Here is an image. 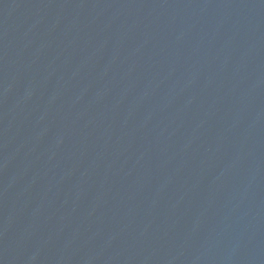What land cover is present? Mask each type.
<instances>
[{"label": "water", "instance_id": "1", "mask_svg": "<svg viewBox=\"0 0 264 264\" xmlns=\"http://www.w3.org/2000/svg\"><path fill=\"white\" fill-rule=\"evenodd\" d=\"M0 264H264V0H0Z\"/></svg>", "mask_w": 264, "mask_h": 264}]
</instances>
